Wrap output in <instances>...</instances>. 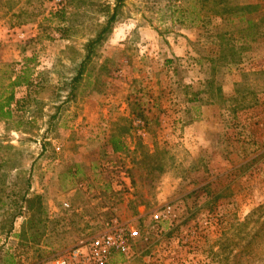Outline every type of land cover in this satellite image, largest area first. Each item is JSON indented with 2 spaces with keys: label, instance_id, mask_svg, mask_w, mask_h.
Listing matches in <instances>:
<instances>
[{
  "label": "rangeland",
  "instance_id": "obj_1",
  "mask_svg": "<svg viewBox=\"0 0 264 264\" xmlns=\"http://www.w3.org/2000/svg\"><path fill=\"white\" fill-rule=\"evenodd\" d=\"M115 2L0 0V87L28 58L37 86L0 122V264H56L114 219L138 236L108 264H264V0H125L73 90Z\"/></svg>",
  "mask_w": 264,
  "mask_h": 264
},
{
  "label": "trees",
  "instance_id": "obj_2",
  "mask_svg": "<svg viewBox=\"0 0 264 264\" xmlns=\"http://www.w3.org/2000/svg\"><path fill=\"white\" fill-rule=\"evenodd\" d=\"M115 6L113 9L112 15L108 18L107 25L105 28L100 32L98 38L90 43L89 45V55L87 56L86 60L82 62L81 67L79 69L78 75L74 79L73 82V90L76 86V84H79V80L81 79L82 75L84 74V68L86 61L90 59L92 48L96 44H99L104 39V36L111 30L113 23L117 21L118 14L120 8L124 5L125 0H115ZM219 0H214V11L216 13V16H224L226 13V7L220 8L221 4H218ZM218 4V5H217ZM218 6L219 9L216 7ZM252 6H247L246 9L250 8ZM237 8V7H236ZM242 10L245 9V6L240 8ZM241 10V11H242ZM34 62V58H28L25 60V64L22 67V70L20 72H12L14 75H10L7 78V82L3 83L0 87V122H10L15 120V112H19L25 108V106L28 104V102L31 99V94L36 89L35 80H33L34 75V68L31 67L30 64ZM168 63H173V61H167ZM209 87V90H208ZM18 88H26V96L22 98L17 97L16 90ZM192 86H186L185 89H191ZM207 88V90H206ZM214 79L211 78L207 80V85L205 86V90H198L196 92H191L189 95V98L186 100L187 103H198L201 100L202 94H212L214 91ZM221 94V93H220ZM209 98H211L209 96ZM111 145L113 152L119 153L125 149V146L122 142L121 138L118 137H112L111 138ZM71 173H73L71 171ZM19 197L20 202L22 203L20 208H25L27 213H31L32 217L34 218L35 215H39L42 217L46 213V210L43 206L42 196L40 195H31L30 194V186L29 182L27 181V187L19 191ZM13 196H15L13 194ZM18 200H14L15 203H17ZM40 221V220H39ZM31 224V222H30ZM26 234V232L24 233ZM23 234V235H24ZM6 264H18V262H14V259L11 257L9 260L5 261Z\"/></svg>",
  "mask_w": 264,
  "mask_h": 264
},
{
  "label": "built area",
  "instance_id": "obj_3",
  "mask_svg": "<svg viewBox=\"0 0 264 264\" xmlns=\"http://www.w3.org/2000/svg\"><path fill=\"white\" fill-rule=\"evenodd\" d=\"M65 208L70 205L65 203ZM171 216L170 209H163L153 215L155 221ZM138 236L134 229H129L114 219L109 230L93 238L89 242L63 252L56 264H108L115 253L127 254L131 250L132 241Z\"/></svg>",
  "mask_w": 264,
  "mask_h": 264
},
{
  "label": "crops",
  "instance_id": "obj_4",
  "mask_svg": "<svg viewBox=\"0 0 264 264\" xmlns=\"http://www.w3.org/2000/svg\"><path fill=\"white\" fill-rule=\"evenodd\" d=\"M123 141V140H122ZM123 144H124V141H123ZM125 150H126V148H125ZM112 152H113V149H112ZM114 153V152H113ZM120 153V152H119Z\"/></svg>",
  "mask_w": 264,
  "mask_h": 264
}]
</instances>
